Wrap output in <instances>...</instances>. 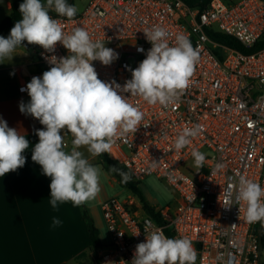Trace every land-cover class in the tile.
<instances>
[{
  "label": "built area",
  "instance_id": "2783aa9c",
  "mask_svg": "<svg viewBox=\"0 0 264 264\" xmlns=\"http://www.w3.org/2000/svg\"><path fill=\"white\" fill-rule=\"evenodd\" d=\"M51 16L65 33L82 27L93 41L114 49L119 58L110 66L99 61L93 65L99 79L121 86L146 58L152 45L144 31L153 26L169 33L170 45L184 34L199 53L190 83L174 103L150 105L141 97H128L144 118L135 134L117 137L108 152L133 181L155 176L179 198L163 209L147 204L153 214L133 198L103 202L111 243L95 252L97 264H131L136 245L145 241L146 227L161 228L169 238H189L197 252L196 264H264L255 232L262 219L249 222L246 205L229 204L230 186L240 176L264 187V47L245 53L216 39L231 37L243 48H253L264 39V0H211L204 9L185 0H92L71 20ZM30 51L36 70L25 65L17 70L22 96L28 94L20 89L33 76L42 77L50 69L48 57L69 55L59 43L51 53L38 45H31ZM26 116L32 132L43 128ZM197 125L200 134L175 150L183 129ZM70 140L71 133L64 149L70 148ZM194 150L205 154L200 167L194 164Z\"/></svg>",
  "mask_w": 264,
  "mask_h": 264
},
{
  "label": "clouds",
  "instance_id": "9594fccd",
  "mask_svg": "<svg viewBox=\"0 0 264 264\" xmlns=\"http://www.w3.org/2000/svg\"><path fill=\"white\" fill-rule=\"evenodd\" d=\"M53 11L71 20L78 8L67 0H23L19 5L22 18L8 37L0 36V63L11 60L25 41L50 53L58 43L68 50L67 56L48 57L50 69L42 77L33 76L20 89L30 97L28 103L20 102L21 113L43 125L35 132L38 142L32 148L31 159L51 178L50 204L57 209L58 204L69 201L79 206L101 191V168L90 163L79 149L86 147L96 157L110 152L117 137L137 132L144 114L129 103V96L141 97L150 105L174 103L188 87L199 53L184 34H178L170 45L169 33L153 26L144 31L152 46L139 66L131 69V79L123 86L114 80L105 82L98 78L93 62L110 66L119 54L105 42L93 41L82 27L65 33L62 24L50 15ZM62 130L73 136L70 152L64 150ZM200 132L199 125L184 128L174 142L175 150L185 148ZM29 146L24 135L0 118V177L25 165L23 153ZM192 156L197 167L205 162V154L198 150ZM109 170L119 174L122 182L130 179L115 166ZM229 204L246 205L249 222L264 219V187L240 176L230 186ZM52 223L55 227L62 222L54 217ZM196 260L197 252L189 238H169L161 228L146 227L145 241L136 245L131 264H196Z\"/></svg>",
  "mask_w": 264,
  "mask_h": 264
},
{
  "label": "crops",
  "instance_id": "0c3cea01",
  "mask_svg": "<svg viewBox=\"0 0 264 264\" xmlns=\"http://www.w3.org/2000/svg\"><path fill=\"white\" fill-rule=\"evenodd\" d=\"M12 1L0 0V6H9L2 19L9 14ZM13 55L11 60L0 63V118L24 135L30 146L23 153L25 165L0 177V264H87L88 257L97 264L81 207L69 201L53 209L51 178L31 159L38 136L19 109L20 102L28 103L30 97L19 94L17 70L25 65L35 71L36 58L22 47ZM54 217L62 222L55 227Z\"/></svg>",
  "mask_w": 264,
  "mask_h": 264
},
{
  "label": "rangeland",
  "instance_id": "374dc122",
  "mask_svg": "<svg viewBox=\"0 0 264 264\" xmlns=\"http://www.w3.org/2000/svg\"><path fill=\"white\" fill-rule=\"evenodd\" d=\"M91 1L92 0H75L74 5L78 8L77 14L83 13ZM1 6L0 19H2V17L5 15L9 7L3 3ZM54 14H56L54 11L50 13V15ZM29 56L32 60L33 55L29 53ZM62 134L64 136V141H69L70 132L65 130ZM69 143L70 148H65L66 152H70L72 148V140H70ZM123 149L124 151H127L126 148ZM79 150L84 153V156L90 161V163L99 166L102 170L100 175L101 191L94 199L84 202V206L88 210L94 226L99 231L102 246H109L111 243V235L101 210V204L112 198H117L121 201H128L130 198H133V200L137 203H140L141 200L140 198L134 196L127 188H123L118 184L113 176L112 171L109 170L110 168L101 161L99 156L92 157L88 153L86 147H81ZM139 189L142 193L144 201L149 206L156 209H163L166 205L175 203V201L179 198L174 189L169 187L164 181L159 180L155 176H149L141 181L139 183ZM262 259L264 261V248L262 252ZM92 260L93 259L91 257H88L86 263L92 264Z\"/></svg>",
  "mask_w": 264,
  "mask_h": 264
},
{
  "label": "trees",
  "instance_id": "16d2710c",
  "mask_svg": "<svg viewBox=\"0 0 264 264\" xmlns=\"http://www.w3.org/2000/svg\"><path fill=\"white\" fill-rule=\"evenodd\" d=\"M185 1L188 2L191 6L200 7L201 9H204L205 7H207L209 5V3L211 2V0H185ZM224 1L226 3H229V2H233L234 0H224ZM67 2L69 4L74 5L75 0H67ZM21 3H23V0H13L12 1L9 14L4 19H2L0 21V36H3L5 38L8 37V35L10 34L11 28L14 26V24L18 20H20L22 18L20 15V12H19V5ZM216 39L218 41L222 42L223 44H226V45L231 46L233 48L242 50L245 53H252V52L264 47V39L260 40L253 48H250V49L243 48V46H241V44L239 42H237L234 38H231V37L218 35ZM30 47H31V45L27 44L26 41L24 42V44L22 46V48H24L27 51L30 50ZM99 157H100L101 161L106 166H108L109 168H111L112 166H115L116 168L120 169L121 171H123L129 175V173L125 169V167L123 165L119 164L118 162L114 161L113 159H111L108 153H103V154L99 155ZM112 173H113L114 178L118 182V184L120 186H122L123 188H127L134 196L140 198L141 202L144 204L147 211L149 213L153 214V209L151 207L147 206V203L144 201V199L142 197V193L139 189V183L133 181L131 179V177L126 183L122 182V178L119 174H117L115 172H112ZM79 206L82 209L84 219L87 223V229H88V233H89L91 247H92L93 251L96 252L97 249L102 246L99 231L94 226L88 210L84 207L83 204H81ZM255 232L259 238V241L261 243V247L264 248V219H262L260 224L256 227Z\"/></svg>",
  "mask_w": 264,
  "mask_h": 264
}]
</instances>
